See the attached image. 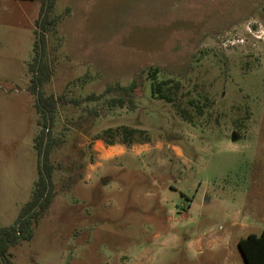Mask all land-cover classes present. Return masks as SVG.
Segmentation results:
<instances>
[{
	"label": "rangeland",
	"instance_id": "rangeland-1",
	"mask_svg": "<svg viewBox=\"0 0 264 264\" xmlns=\"http://www.w3.org/2000/svg\"><path fill=\"white\" fill-rule=\"evenodd\" d=\"M41 9L0 0V227L14 224L38 179L42 126L29 87ZM51 17L41 91L62 99L53 197L7 260L245 264L238 240L264 230V0H53ZM150 68L179 82L175 101L191 123L151 97ZM133 80L134 107H111L117 91L86 99ZM118 126L149 142L95 139Z\"/></svg>",
	"mask_w": 264,
	"mask_h": 264
},
{
	"label": "trees",
	"instance_id": "trees-1",
	"mask_svg": "<svg viewBox=\"0 0 264 264\" xmlns=\"http://www.w3.org/2000/svg\"><path fill=\"white\" fill-rule=\"evenodd\" d=\"M36 1V0H22ZM42 9L39 18L36 21L38 39L34 44L37 50L33 62L30 64V90L37 95L35 108L39 116L38 125L42 128L34 138V148L38 158V179L34 185V189L30 200L20 209L18 217L13 225L0 227V264H13L7 260L10 247L16 246L23 241L32 238L33 229L38 221L45 215L51 205L53 197V174L54 168L51 164V152L57 146V140L53 137L52 131L55 122L56 109L61 102V97L53 95H45L41 91L43 85L48 81L50 66L45 59L46 38L45 33L52 29L54 19L51 17V9L53 0H41ZM36 32V31H35ZM37 33V32H36ZM148 79L151 81L150 91L151 97L163 100L172 104L180 118L187 123L192 122V116L186 109L181 108L179 103L175 101L176 94L180 90L178 81L172 79L158 80V69L150 68L147 72ZM137 88V83L133 80L128 86H120L118 84L109 86L98 95L91 94L86 97L88 100L99 101L105 95L112 91H117L123 96L112 98L109 100L111 107H124L127 103L133 106L131 95ZM189 105L194 106L196 113H202L198 104H193L192 100L188 101ZM146 131L130 128L127 126H118L108 128L95 137L108 146L116 144L123 145L127 148L134 144H145L149 140ZM45 143V147H44ZM43 165L40 166V157L43 152ZM81 178V177H80ZM237 248L242 255L245 264H264V230L259 235L248 234L238 240Z\"/></svg>",
	"mask_w": 264,
	"mask_h": 264
},
{
	"label": "water",
	"instance_id": "water-1",
	"mask_svg": "<svg viewBox=\"0 0 264 264\" xmlns=\"http://www.w3.org/2000/svg\"><path fill=\"white\" fill-rule=\"evenodd\" d=\"M231 139H232V141H236V140L239 139V137H236V134H232V135H231ZM44 147H45V143H44ZM43 155H44V148H43V152H42L41 157H40V166H41V167H42V165H43ZM104 182H105V181L103 180L102 183H104Z\"/></svg>",
	"mask_w": 264,
	"mask_h": 264
}]
</instances>
